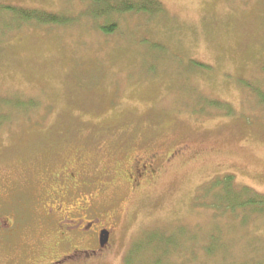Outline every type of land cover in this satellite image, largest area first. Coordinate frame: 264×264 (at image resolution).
<instances>
[{
  "label": "rangeland",
  "instance_id": "374dc122",
  "mask_svg": "<svg viewBox=\"0 0 264 264\" xmlns=\"http://www.w3.org/2000/svg\"><path fill=\"white\" fill-rule=\"evenodd\" d=\"M152 1L106 18L92 0H0V264L51 253L41 199L73 163L117 212L110 252L76 264H264V212L201 197L223 175L264 195V0ZM1 6L69 21L10 25ZM150 154L158 178L131 189L120 170Z\"/></svg>",
  "mask_w": 264,
  "mask_h": 264
},
{
  "label": "flooded vegetation",
  "instance_id": "af4514ba",
  "mask_svg": "<svg viewBox=\"0 0 264 264\" xmlns=\"http://www.w3.org/2000/svg\"><path fill=\"white\" fill-rule=\"evenodd\" d=\"M183 152L184 148L177 149L168 158ZM156 161V154L145 157L135 155L120 170L121 178L133 190L151 185L159 176ZM65 168L51 175L50 183L43 192V222L53 227L56 234L51 253L41 256L37 264H76L84 255L99 253L104 256L112 248L117 212L103 214V210L94 206L98 191L86 193L81 190L79 175L82 167L79 164L73 163ZM4 223L11 226L13 220L8 218Z\"/></svg>",
  "mask_w": 264,
  "mask_h": 264
},
{
  "label": "trees",
  "instance_id": "16d2710c",
  "mask_svg": "<svg viewBox=\"0 0 264 264\" xmlns=\"http://www.w3.org/2000/svg\"><path fill=\"white\" fill-rule=\"evenodd\" d=\"M95 4L106 6L104 14L100 13L106 18L111 17L114 13L130 9L145 8V2H153L152 0H136L135 6L127 3V0H92ZM2 10L9 12L14 17V22L10 25H19L20 23H40L43 25L51 24H65L69 21L68 17L60 16L54 13H49L40 9H26L22 7H5L1 6ZM120 14V13H119ZM105 32L113 30V26L103 24L101 26ZM262 101H264V94L260 95ZM16 108L29 107L27 103L16 101ZM201 195V192H200ZM209 195L214 202L213 207H220L224 212L237 213L241 210H250L253 213L264 212V195L259 194L251 187L247 185L239 184L235 182L234 177L231 175H223L215 177L205 184L201 197L206 199ZM238 209V210H236ZM240 209V210H239ZM237 212H236V211ZM235 211V212H234ZM153 235L158 237L157 240H152L150 243L156 246V248L170 246L169 238L164 234H159V231H154ZM166 238V239H165ZM132 251V250H131ZM148 252H145V256H148ZM149 257V256H148ZM131 262V254L127 258V264Z\"/></svg>",
  "mask_w": 264,
  "mask_h": 264
}]
</instances>
